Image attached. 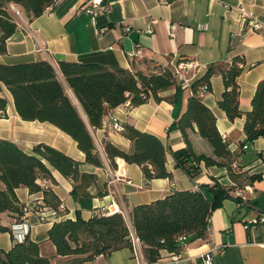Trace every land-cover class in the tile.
Listing matches in <instances>:
<instances>
[{
    "label": "crops",
    "instance_id": "crops-1",
    "mask_svg": "<svg viewBox=\"0 0 264 264\" xmlns=\"http://www.w3.org/2000/svg\"><path fill=\"white\" fill-rule=\"evenodd\" d=\"M101 1L108 9L98 14L89 11L91 0H64L33 20H22L8 38L7 53L0 54V62L47 60L55 68L59 61L98 63L145 73L156 72L155 64L175 70L181 62L191 63L182 69L183 79L177 76L178 86L160 94L165 98L163 101L150 99L136 107L126 103L111 110L124 123L162 140L166 147V167L172 178L146 181L139 165L122 158L116 159L118 166L112 170L103 153L104 140L126 152L132 151L133 143L124 133L110 129L107 116L102 127L90 128L105 158V166L85 163V153L67 133L48 122L23 120L15 109L12 94L4 87L2 95L8 99V107L7 117L0 118V138L17 142L28 153H32L36 144L47 143L82 162V171L98 176L97 184L89 189L91 196L78 198L72 195V181L58 171L53 172L56 184L39 180L62 200L64 213L53 216L47 211L46 220L35 213L28 214L22 221L29 230L27 235L39 243L41 254L50 258L51 264H143V256L130 248L100 255L93 261L72 263L74 256L57 254L48 231L56 221L76 219L77 215L88 220L97 214H112L113 211L108 213V210H114L115 206L129 216L133 207L165 198L177 190H199L209 195L206 188L213 184L214 178L224 185H234L225 167L203 166L192 179L177 166L173 152L182 149L185 143L182 132L170 128L186 111L192 84L206 73L210 64L243 56L245 67L238 83L244 115L230 120L219 108L218 101L225 90L221 75L212 77L211 90L202 93V99L216 115L217 127L228 140L230 150L239 155V166L250 174L262 175V179L235 189L232 194L239 200L225 199L212 213L208 241L191 244L180 257L164 251L161 261L164 264H203V254L212 252L213 264H264V224H251L246 228L250 220L264 213V139L248 142L244 131L245 114L252 109L257 85L264 79V26L252 29L244 20V14L264 18V0ZM70 96L88 123L80 102L72 92ZM173 96H176L175 103L168 99ZM189 134L196 152L214 156L211 144L200 136L196 125ZM106 190L105 195H98L99 191ZM16 193L28 207L43 198L42 192L30 193L25 187L17 188ZM0 225L13 226L5 215L0 217ZM13 243L11 233L0 232V251L10 250ZM0 264H5L1 258Z\"/></svg>",
    "mask_w": 264,
    "mask_h": 264
},
{
    "label": "trees",
    "instance_id": "trees-1",
    "mask_svg": "<svg viewBox=\"0 0 264 264\" xmlns=\"http://www.w3.org/2000/svg\"><path fill=\"white\" fill-rule=\"evenodd\" d=\"M63 1L0 0V54L7 53V40L21 22L13 10L9 12V4L20 6L27 20H33ZM244 67L243 56L210 64L206 73L192 84L187 109L170 128L179 129L185 143L182 149L173 152L177 166L192 179L203 166L225 167L234 185H224L214 178L213 184L206 188L209 195L199 190H177L165 198L133 207L129 219L122 212H115L97 214L88 220L77 215L76 219L56 221L48 236L58 255L74 256L72 263H83L123 248H130L135 253L136 237L144 261L155 263L162 260L164 251L180 257L191 244L209 240L212 213L225 199L239 200L232 194L235 189L262 179V175L250 174L249 170L239 166V155L230 150L228 140L217 127L216 115L202 99V93L211 90L212 77L221 75L225 90L218 106L230 120L242 117L238 78ZM154 70L156 72L145 73L118 66L68 61H59L58 68L47 60L18 64L0 62V118L7 117L8 99L2 95L6 87L23 120L48 122L67 133L85 153V163L104 167L106 158L114 170L118 166L116 159L122 158L127 163L139 165L146 181L172 178L166 167V147L158 136L124 123L122 133L132 141V151L126 152L104 140V158L90 130L102 127L107 114L119 106L128 103L130 107H136L150 99L161 102L165 99L160 95L162 92L178 86L173 69L155 64ZM70 92L80 102L88 123ZM168 99L176 102V96ZM245 115L244 131L248 142L264 139V79L258 83L252 109ZM195 125L200 136L211 144L214 156L195 151L189 134ZM81 165L82 162L47 143L36 144L32 153H28L17 142L0 138V217H9L15 225L22 223L31 212L35 213L36 207L63 214L62 200L52 188H45L38 181L56 184L53 172L58 171L72 181L74 198L91 196L89 189L97 184L98 176L82 171ZM20 187L28 188L30 193H43V198L30 212L17 196L16 189ZM107 191H99L98 195L103 196ZM0 232L11 233L14 242L10 250L0 251L5 264H51L50 258L41 254L39 243L29 235L19 241L12 226L5 225H0ZM183 237L186 238L184 241L181 240Z\"/></svg>",
    "mask_w": 264,
    "mask_h": 264
},
{
    "label": "built area",
    "instance_id": "built-area-1",
    "mask_svg": "<svg viewBox=\"0 0 264 264\" xmlns=\"http://www.w3.org/2000/svg\"><path fill=\"white\" fill-rule=\"evenodd\" d=\"M107 9H108V6L105 5L101 0H91V5L89 8L90 12H92L94 14H98L99 12L106 11ZM14 10H15L16 14L19 16V18L21 20H24L23 17L21 16L20 11H18L16 8ZM244 20H246L248 25L254 30H258L264 26V18L256 17V16L249 15V14H244ZM148 31L151 32V30H148ZM190 65H191V63H189V62H181L177 66V68L174 70L175 74L180 79H183L184 76L182 73V69H185V68L189 67ZM107 117L109 119V126H110V129L112 131L121 133L124 130V122L117 115L113 114L112 112H109L107 114ZM245 148H247V147L245 146ZM109 173L112 174V171L110 170ZM33 207L27 206L25 208V210L30 212V211H32ZM61 209L63 210L64 206L61 205ZM47 211H50L53 216L59 215L58 212L55 210H46V209L44 210L42 208H37V207H36L35 214H37L42 220H46L48 217ZM111 211H113V213L122 212L124 215H126L125 212L117 206H115L114 210L109 209L108 213H112ZM251 224H253V225L264 224V213L261 214L259 217H256V218L250 220L246 224V228H249V226ZM24 229H25L24 223L15 224L12 226V232H13L14 236L19 241H23L25 239V236L27 235V233L29 231L27 228V229H25V232H24ZM185 239L186 238L183 237L181 240L184 241ZM134 246H135V254H141L142 255L140 242H139V239L136 237H134ZM202 259H203V264H213L214 254L212 252H206L205 254H203ZM143 264H164V263L162 261H158L155 263H146L144 261Z\"/></svg>",
    "mask_w": 264,
    "mask_h": 264
},
{
    "label": "rangeland",
    "instance_id": "rangeland-1",
    "mask_svg": "<svg viewBox=\"0 0 264 264\" xmlns=\"http://www.w3.org/2000/svg\"><path fill=\"white\" fill-rule=\"evenodd\" d=\"M7 8H8V10H9V12L11 13L12 12V10L15 12V8L18 10V11H20V13H21V16L23 17V19H28L27 18V16H26V13L24 12V10H23V8H21L20 6H14L13 4H9L8 6H7ZM16 13V12H15ZM19 17V16H18ZM21 20V19H20ZM22 21V20H21ZM128 219H129V216L128 215H125Z\"/></svg>",
    "mask_w": 264,
    "mask_h": 264
}]
</instances>
